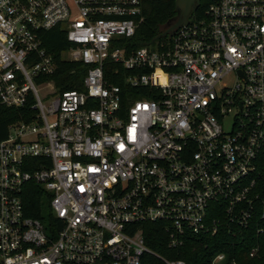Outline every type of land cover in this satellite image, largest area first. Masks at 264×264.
<instances>
[{
  "label": "built area",
  "instance_id": "1",
  "mask_svg": "<svg viewBox=\"0 0 264 264\" xmlns=\"http://www.w3.org/2000/svg\"><path fill=\"white\" fill-rule=\"evenodd\" d=\"M142 20V0H0V103L27 108L0 140V264H186L148 247L144 223L177 249L221 219L264 222V0H211L132 48ZM55 29L82 89L51 78Z\"/></svg>",
  "mask_w": 264,
  "mask_h": 264
},
{
  "label": "trees",
  "instance_id": "2",
  "mask_svg": "<svg viewBox=\"0 0 264 264\" xmlns=\"http://www.w3.org/2000/svg\"><path fill=\"white\" fill-rule=\"evenodd\" d=\"M206 5L196 10L195 14L200 15ZM174 14V0H142L143 20L130 39L132 48L152 41L163 31L164 25ZM41 36L43 45L52 53L57 64L55 73L51 75L55 84L62 89H82L86 67L81 63L62 61L58 58L60 51L68 46L63 32L55 29L45 31L41 33ZM165 37L166 35L159 40ZM114 82L122 84V80H114ZM26 111V107H8L0 103V140L7 136L8 126L11 123L26 119ZM263 187L264 180L261 183V189ZM22 199L28 215L42 218V213L47 206V198L39 185L26 184L22 191ZM220 216L224 218L223 214ZM260 225H264V222L257 215H254L249 225L243 228L230 226L221 219L215 234L189 236L188 240L177 249L167 247L166 235L159 223H144L143 235L148 247L168 258L183 259L186 264H211L212 257L219 252L226 254V264H264V233L257 234L256 231ZM147 258L152 262L154 260L152 257Z\"/></svg>",
  "mask_w": 264,
  "mask_h": 264
},
{
  "label": "water",
  "instance_id": "3",
  "mask_svg": "<svg viewBox=\"0 0 264 264\" xmlns=\"http://www.w3.org/2000/svg\"><path fill=\"white\" fill-rule=\"evenodd\" d=\"M190 0H175V11L176 15L173 19H176L175 22L170 24L164 31L159 33L153 40L158 39L162 37L165 34L171 33L175 28L179 27L183 23L187 21V16H188V10L190 7ZM184 8V12L181 13V9Z\"/></svg>",
  "mask_w": 264,
  "mask_h": 264
},
{
  "label": "flooded vegetation",
  "instance_id": "4",
  "mask_svg": "<svg viewBox=\"0 0 264 264\" xmlns=\"http://www.w3.org/2000/svg\"><path fill=\"white\" fill-rule=\"evenodd\" d=\"M209 0H190V7H189V10H188V16L187 18L191 17V15H193L196 10L202 8L204 5H206L208 3ZM174 4H175V0H174ZM181 13L184 12V8H182L181 10ZM176 15V11H175V14L172 18H170V20H168L166 22V24L164 25V28H163V31L170 25L172 24L173 22H175L176 19H173Z\"/></svg>",
  "mask_w": 264,
  "mask_h": 264
},
{
  "label": "rangeland",
  "instance_id": "5",
  "mask_svg": "<svg viewBox=\"0 0 264 264\" xmlns=\"http://www.w3.org/2000/svg\"><path fill=\"white\" fill-rule=\"evenodd\" d=\"M155 46V44H151V48L152 47H154ZM234 80V78L232 77V76H228V77H225L224 79H223V81H225V82H232ZM39 93H40V95L41 96H43L44 95V93H45V91L44 90H42V89H40L39 90ZM49 98H52V96H49ZM49 98H48V100H49ZM45 104H47L48 102H47V100H44L43 101Z\"/></svg>",
  "mask_w": 264,
  "mask_h": 264
}]
</instances>
